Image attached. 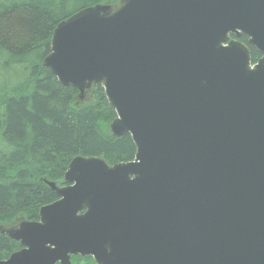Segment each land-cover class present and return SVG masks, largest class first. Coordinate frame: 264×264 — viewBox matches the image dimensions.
Segmentation results:
<instances>
[{
    "label": "water",
    "instance_id": "1",
    "mask_svg": "<svg viewBox=\"0 0 264 264\" xmlns=\"http://www.w3.org/2000/svg\"><path fill=\"white\" fill-rule=\"evenodd\" d=\"M230 32L262 54L252 66ZM50 45L44 65L80 92L102 85L136 152L44 179L58 198L9 233L23 247L0 264H264V0H122L61 22Z\"/></svg>",
    "mask_w": 264,
    "mask_h": 264
},
{
    "label": "trees",
    "instance_id": "2",
    "mask_svg": "<svg viewBox=\"0 0 264 264\" xmlns=\"http://www.w3.org/2000/svg\"><path fill=\"white\" fill-rule=\"evenodd\" d=\"M105 1L0 0V220L18 214L37 220L40 207L57 198L42 179L63 183L76 156H95L107 164L134 158L130 134L110 131L116 114L103 88L91 85L88 94L82 93L90 101L77 105V89L61 85L43 64L54 29ZM239 40L255 62L260 52L245 35ZM20 247L0 235V257Z\"/></svg>",
    "mask_w": 264,
    "mask_h": 264
},
{
    "label": "rangeland",
    "instance_id": "3",
    "mask_svg": "<svg viewBox=\"0 0 264 264\" xmlns=\"http://www.w3.org/2000/svg\"><path fill=\"white\" fill-rule=\"evenodd\" d=\"M120 1H122V0H106L105 2H103V5H108L109 9H111L112 7L115 6V4H117ZM90 88H91V85H88L87 88H86V93L87 94L89 93ZM85 94L82 95V94H80V92L77 93V95H76L77 97L76 98L79 99L77 101V105L88 103L90 101L88 96H87V94L86 95ZM111 124H112V121L110 122V126H111ZM25 219L26 218H25V216L23 214H18V215L13 216V217H8V218H5V219H1L0 220V233L5 232V234H6V232H8L9 230L15 228L19 221H23ZM2 258L5 259L6 257H0V259H2ZM79 258H80L79 255L71 256L70 257V264H83L86 261V259L84 257H81L80 259ZM89 261H90V258H89Z\"/></svg>",
    "mask_w": 264,
    "mask_h": 264
},
{
    "label": "flooded vegetation",
    "instance_id": "4",
    "mask_svg": "<svg viewBox=\"0 0 264 264\" xmlns=\"http://www.w3.org/2000/svg\"><path fill=\"white\" fill-rule=\"evenodd\" d=\"M236 36L235 35H233V34H230V38H235ZM239 38H241V36L240 37H238V40H239ZM239 41H241V40H239ZM241 42H243V41H241ZM244 43V42H243ZM245 44V43H244ZM246 45V44H245ZM247 46V45H246ZM1 235H3V234H5V232H3V233H0ZM79 257L81 258V257H84L85 259H86V261L83 263V264H89L88 262H89V258L91 257L92 259H93V257L92 256H90V255H79ZM79 258V259H80ZM90 258V262L92 263V264H95L94 262H93V260ZM2 259H4V258H2ZM80 262V261H79ZM55 264H60L59 262H56Z\"/></svg>",
    "mask_w": 264,
    "mask_h": 264
}]
</instances>
